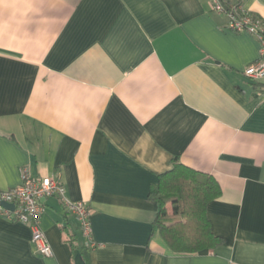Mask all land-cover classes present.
<instances>
[{"label": "crops", "instance_id": "crops-1", "mask_svg": "<svg viewBox=\"0 0 264 264\" xmlns=\"http://www.w3.org/2000/svg\"><path fill=\"white\" fill-rule=\"evenodd\" d=\"M264 18V0H229ZM257 39L210 0H0V189L20 168L88 208L85 264H264V89L244 69ZM210 174L223 243L175 252L149 197L173 159ZM27 224L0 216V264H74L86 237L60 199Z\"/></svg>", "mask_w": 264, "mask_h": 264}, {"label": "trees", "instance_id": "trees-1", "mask_svg": "<svg viewBox=\"0 0 264 264\" xmlns=\"http://www.w3.org/2000/svg\"><path fill=\"white\" fill-rule=\"evenodd\" d=\"M221 1L225 8L236 5L229 0ZM220 194V186L210 174L187 167L175 158L170 170L158 176L149 190L157 208L154 228L172 251L199 252L223 243L222 238L212 233L206 216V205ZM66 213L73 217L67 210ZM66 236L72 254L79 253L85 264L83 249L87 250V243L79 247L72 234Z\"/></svg>", "mask_w": 264, "mask_h": 264}, {"label": "built area", "instance_id": "built-area-1", "mask_svg": "<svg viewBox=\"0 0 264 264\" xmlns=\"http://www.w3.org/2000/svg\"><path fill=\"white\" fill-rule=\"evenodd\" d=\"M212 11L222 13L227 18V27L232 31H246L259 43V56L256 61L247 65L244 75L253 82L263 84L264 89V18L248 12L241 5L225 8L221 0H210ZM264 94V93H263ZM19 185L0 189V216L11 222L27 224L31 231L34 250L46 257L52 255V249L39 227V217L43 210L42 200L55 196L60 199L64 208L76 219L79 228L94 248L91 241V223L87 206L82 201H71L66 197L65 187L56 178L49 176L32 177L26 168H20ZM12 203L13 208L4 207L1 203Z\"/></svg>", "mask_w": 264, "mask_h": 264}, {"label": "water", "instance_id": "water-1", "mask_svg": "<svg viewBox=\"0 0 264 264\" xmlns=\"http://www.w3.org/2000/svg\"><path fill=\"white\" fill-rule=\"evenodd\" d=\"M4 207L12 209L13 208V204L12 203H6V202H2L1 203ZM74 264H84V261L81 257V255L79 253H77L74 257Z\"/></svg>", "mask_w": 264, "mask_h": 264}, {"label": "rangeland", "instance_id": "rangeland-1", "mask_svg": "<svg viewBox=\"0 0 264 264\" xmlns=\"http://www.w3.org/2000/svg\"><path fill=\"white\" fill-rule=\"evenodd\" d=\"M168 205V204H167ZM168 210H170V206L168 205Z\"/></svg>", "mask_w": 264, "mask_h": 264}]
</instances>
